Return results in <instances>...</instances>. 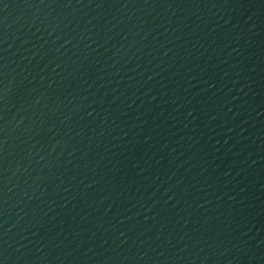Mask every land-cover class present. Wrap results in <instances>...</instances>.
Instances as JSON below:
<instances>
[{"label": "water", "instance_id": "1", "mask_svg": "<svg viewBox=\"0 0 264 264\" xmlns=\"http://www.w3.org/2000/svg\"><path fill=\"white\" fill-rule=\"evenodd\" d=\"M0 264H264V0H0Z\"/></svg>", "mask_w": 264, "mask_h": 264}]
</instances>
